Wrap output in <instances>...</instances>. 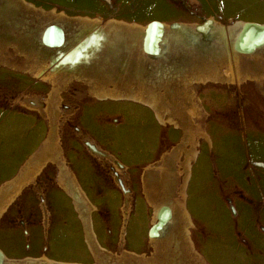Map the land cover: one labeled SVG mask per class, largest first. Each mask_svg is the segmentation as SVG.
Masks as SVG:
<instances>
[{
    "label": "rangeland",
    "instance_id": "rangeland-1",
    "mask_svg": "<svg viewBox=\"0 0 264 264\" xmlns=\"http://www.w3.org/2000/svg\"><path fill=\"white\" fill-rule=\"evenodd\" d=\"M111 20L161 22V52ZM244 22L264 24V0H0V181L29 167L26 192L45 210L52 189L74 225L65 175L86 197L83 258L76 228L56 241L36 225L16 247L83 264H264V40L241 48Z\"/></svg>",
    "mask_w": 264,
    "mask_h": 264
},
{
    "label": "crops",
    "instance_id": "crops-1",
    "mask_svg": "<svg viewBox=\"0 0 264 264\" xmlns=\"http://www.w3.org/2000/svg\"><path fill=\"white\" fill-rule=\"evenodd\" d=\"M112 21L114 24L122 27L123 29L126 28L130 31L135 28H141V30L143 31L141 42L143 45L144 54L154 55L161 52L159 50V41L157 36L158 34H155V41L152 42L150 46L145 45L146 38L148 37L146 35V37L144 38V29L140 27L144 25L137 22H129L125 20H111V22ZM154 43L156 44V47ZM123 98L128 97L124 96L120 99ZM21 168V163H19L17 165L15 173L12 176L0 181V226H4V228L0 231V264H48L45 258L54 260L56 261V263L58 262L61 264H83L81 262L82 259L80 260V258L74 259L76 261L62 260L47 255L46 253H44L43 249L35 250L31 248L26 249L23 247H16L17 240L19 239L18 236L22 234L21 231H24L23 233L25 234H29V232L33 230L31 228H34L36 225L42 227L43 229H47L48 227L53 226V232L55 234L54 238L56 241H62L58 234L63 235V233L66 232L67 235H70L73 234L72 231L74 228H76V232H78V235L81 239V244L83 245V252L81 257H84V212L76 208L75 205L73 210L76 212L77 223H75L74 225V223L68 222V220L65 221L63 211H60L59 208H57L58 210L54 212V209L51 206L52 204L49 203V195L52 189L46 194V201H44L45 205L43 204L45 210H42V204H37L35 200H33L32 194H28V192H26V190L24 189L25 185L28 183L26 180L27 177L24 174L28 171L29 167L24 168L25 170ZM38 171H40V168L37 169L34 176H36ZM65 177L68 176L65 175ZM59 186L61 187L62 185L59 184ZM55 193L57 195H54ZM59 193L62 194L58 190H55L53 196H51L53 198V201H58L57 204L60 203V199L57 198ZM83 203H81V205ZM77 204L79 205L78 200ZM69 226L71 229H69ZM56 229L57 231H55ZM90 229H92V234L95 235L92 226ZM79 236H77V241ZM62 246L63 245H60L58 243L57 248H60ZM93 254L95 256V251L93 252Z\"/></svg>",
    "mask_w": 264,
    "mask_h": 264
},
{
    "label": "bare ground",
    "instance_id": "bare-ground-1",
    "mask_svg": "<svg viewBox=\"0 0 264 264\" xmlns=\"http://www.w3.org/2000/svg\"><path fill=\"white\" fill-rule=\"evenodd\" d=\"M238 24H242L241 26H239L240 29L238 31V33H239L238 34V44L240 45L241 48H242V46L252 44L253 42H254V44H252V45L254 46L256 44L255 41H260V40L263 41L264 40V24H257V23H253V22H247V23L244 22V23H238ZM144 29H145L144 38L146 37V35L148 37V38H146L145 45L150 46L151 43L155 41V37H154L155 34L157 35L159 32H161L162 23L158 22V21H154V22H151L150 24H148ZM59 32H60V29L57 26L56 27H50L49 29H47L45 31V37H44V39L42 37V40L44 41V43L45 42H48V43L59 42V40L61 39V35L59 34ZM154 45L156 47L155 43H154ZM104 95H106V94H104ZM158 115L161 116L159 113H158ZM68 174H69V177H70L71 174L70 173H68ZM71 177L73 178L72 182H73V186L74 187L71 185L72 182H70L68 177H66V179H67L66 188L75 197V205H76V208L79 209V205L77 204V200L80 198V196L83 197V198H86V197L83 194V191H82L81 187L79 186V184L77 185V183H75L74 177L73 176H71ZM63 185L65 186V184H63ZM70 187H71V189H70ZM77 190H78V192H77ZM79 202H80V200H79ZM160 212L161 211H159V210L155 211V215H154V218H153L154 221L152 222V226H151L150 233H149L150 236L155 237L157 235V232H158L159 228L161 227V221H162V218H163V214L162 213L163 212L165 213L164 216L167 218L168 211H162L161 215H160ZM156 218L157 219L160 218V220L156 221ZM190 225L192 226V222L188 221V227L186 228L187 237H189L188 235L190 234V230H189V228L191 227ZM99 247H100V249H103L101 246H99ZM45 260L47 262L51 263V264H61V263H58V262L56 263V261L50 260V259H47V258H45Z\"/></svg>",
    "mask_w": 264,
    "mask_h": 264
},
{
    "label": "water",
    "instance_id": "water-1",
    "mask_svg": "<svg viewBox=\"0 0 264 264\" xmlns=\"http://www.w3.org/2000/svg\"><path fill=\"white\" fill-rule=\"evenodd\" d=\"M259 42H261V40H260V41H255V43H259ZM252 44H254V42H253ZM252 44L245 45V46H242V47H244V48H246V49H250V48H252V47H253V45H252Z\"/></svg>",
    "mask_w": 264,
    "mask_h": 264
}]
</instances>
